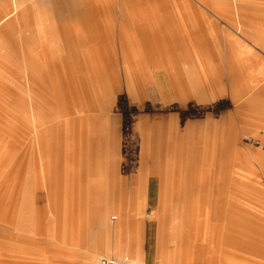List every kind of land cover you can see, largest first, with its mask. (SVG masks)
Listing matches in <instances>:
<instances>
[{
  "label": "crops",
  "instance_id": "1",
  "mask_svg": "<svg viewBox=\"0 0 264 264\" xmlns=\"http://www.w3.org/2000/svg\"><path fill=\"white\" fill-rule=\"evenodd\" d=\"M178 2L50 0L40 8L23 7L17 0H13L12 5L8 0L1 3L2 21L16 14L19 20L23 18L20 26L29 22L33 26L52 27L50 35L43 33V29L36 36L20 34L24 50L30 54L25 53L26 71L21 73L24 80L19 94L9 93L23 104V108L17 110L21 119L20 139L33 145L35 135L34 139L46 147L49 134L66 131L69 141L71 133L75 134L71 152L74 160L82 159L86 169L82 173L74 168L69 173L67 195L72 202L71 211H92L93 222L100 224L108 215V207L91 206L95 203L92 199L99 197L106 203L115 202L118 186L123 184L116 173L115 148L111 151L110 170L102 165L101 157L104 153L101 133L106 122L114 120V116L108 114V103L117 90L125 88L137 101L153 98L185 102L195 98L207 102L226 90L234 99L244 98L239 121L226 113L220 121L206 117L188 123L185 134H190L191 138L193 135L194 139L186 144L184 154H190L192 165L190 173L178 180L173 197L179 203L177 223L187 229L193 240L186 264H248L249 259L234 257L233 240L236 233H264V160L259 161V170H256L248 157L235 148V141L239 128L264 131V71L262 68L252 70L261 67L264 59L258 55L236 56L229 46L225 54L219 42L222 38L227 42L232 33L226 28L220 30L218 23L202 9L192 5L176 7ZM256 8L260 7L253 10ZM255 14L249 21L240 19L243 20L241 33L263 42L264 49V15ZM6 24L0 31L7 37L14 23ZM80 26L82 32L78 29ZM61 31L67 33L62 35ZM11 37L14 41L16 34ZM117 42L121 44L119 49ZM141 43L146 44L150 53H139ZM45 90L48 93L44 97ZM161 122L153 124L152 129H170L164 118ZM138 128L145 146L148 120L143 118ZM16 146L15 142L5 155L0 153V166L12 157L19 164L27 161V150L18 152ZM30 164L35 171L33 185L39 187L36 157ZM41 164L46 171L43 160ZM241 169L250 170L251 176ZM60 171L53 199H60L59 194H62L59 189L64 181ZM161 176L162 187L169 185L168 179L165 181L164 175ZM144 181L130 188L132 200L140 202L145 194L155 200L162 194L163 189L157 188L156 181H150L148 188ZM6 184L0 183V194ZM25 184L28 197L32 191L27 178ZM247 201H254L259 208H252ZM115 216L118 218L115 214L112 218ZM252 218H258V230L252 231ZM98 242L99 234L94 232L88 244ZM17 250L13 247L10 256L16 258Z\"/></svg>",
  "mask_w": 264,
  "mask_h": 264
},
{
  "label": "rangeland",
  "instance_id": "2",
  "mask_svg": "<svg viewBox=\"0 0 264 264\" xmlns=\"http://www.w3.org/2000/svg\"><path fill=\"white\" fill-rule=\"evenodd\" d=\"M5 1L0 0V4ZM8 1L13 4V0ZM17 2L23 7L40 8L48 5L50 0ZM187 5L202 9L218 23L220 30L226 28L232 33L227 42L224 38L219 42L224 53L229 46L236 56L249 58L258 55L264 59L263 42L243 35V20H240H251L254 13L264 15V0H179L176 7ZM257 6L260 8L253 10ZM27 17L29 20V13ZM2 18L0 14V22ZM10 22L14 24L10 26V34H7L6 39L2 26L6 23L5 26H9ZM22 22L23 18L19 20L13 14L0 24V153L5 155L15 142L18 152L27 150V161L23 164L15 162V157H12L5 159L0 166V183L7 182L5 189H2L4 195L0 194V264H97V258L101 255H129L143 264H186L193 240L187 229L177 223L179 203L173 197L178 180L185 173H190L192 165L190 154H184V150L194 136L191 138L190 134H185V129L189 122L205 120L206 117L220 121L226 113H231L234 120L239 121L242 116L239 114L240 107L245 99H234L226 90L223 95L207 102L195 98L185 102L153 98L137 101L129 96L125 88L117 90L108 103V114L114 116V120L106 122L107 126L101 133V149L104 150L101 157L102 165L110 168L113 161L111 151L115 148L116 173L123 184L118 186L115 202L110 200L106 203L99 197L92 199L95 203H91V206L100 204L101 208L108 207V215L97 224L93 222L92 211H71L72 202L67 195L69 173L74 168H79L78 171L83 173L85 168L82 159L74 160L71 152L75 134L73 136L71 133L70 141L66 131L49 134L46 147L34 139L35 135L33 145L20 139L21 119L17 110L23 108V104L9 93L19 94V87L24 80L21 73L26 71L25 53L30 54L24 50L21 36L40 35V29L48 35L52 33L49 25L40 27L28 22L26 26H20ZM78 29L82 32L83 27ZM11 34H16L14 41ZM120 46L117 42L118 49ZM140 46L142 50L139 53H150L145 48L146 44L141 43ZM261 68L264 71V64L252 70L256 72ZM47 93L43 91V96H47ZM143 118L149 123L148 143L145 146L142 145L143 135L138 128ZM163 118L170 129L154 131L153 124L161 122ZM237 132L235 148L244 153L250 165L259 170V161L264 160V131L239 128ZM35 157L38 161L36 172L41 182L39 187L33 185L35 171L30 164ZM42 160L46 171L42 169ZM59 170L64 181L59 189H62V194H59L60 199H53L51 196L57 190ZM241 171L248 172L250 176L252 174L247 169ZM162 174L165 181L168 179L169 185L162 187ZM26 178L31 183L32 191L28 197L25 192ZM142 179L145 180V188H148L150 181H156L157 188L163 189L162 194L155 200L148 194L140 202L132 200L129 190ZM247 202L252 208H259L254 201ZM114 214L118 219L112 218ZM251 229H259L258 218L251 219ZM94 232L99 234V242L91 246L88 241L93 240ZM221 237L220 234V242ZM225 238L222 240L225 241ZM233 242L236 259L247 258L248 264H264V233H236ZM13 247L18 249L14 253L16 258L10 256Z\"/></svg>",
  "mask_w": 264,
  "mask_h": 264
},
{
  "label": "built area",
  "instance_id": "3",
  "mask_svg": "<svg viewBox=\"0 0 264 264\" xmlns=\"http://www.w3.org/2000/svg\"><path fill=\"white\" fill-rule=\"evenodd\" d=\"M260 146V145H259ZM113 219H118L116 216ZM97 264H143L129 255H101L97 258Z\"/></svg>",
  "mask_w": 264,
  "mask_h": 264
}]
</instances>
